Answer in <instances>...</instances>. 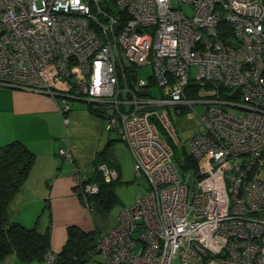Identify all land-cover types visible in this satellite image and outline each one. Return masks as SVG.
Masks as SVG:
<instances>
[{"label": "built area", "instance_id": "1", "mask_svg": "<svg viewBox=\"0 0 264 264\" xmlns=\"http://www.w3.org/2000/svg\"><path fill=\"white\" fill-rule=\"evenodd\" d=\"M0 88L61 99L65 124L84 100L126 144L147 188L99 235L104 264H264V0H0ZM194 103L197 177L167 141ZM72 178L84 201L99 189Z\"/></svg>", "mask_w": 264, "mask_h": 264}, {"label": "rangeland", "instance_id": "2", "mask_svg": "<svg viewBox=\"0 0 264 264\" xmlns=\"http://www.w3.org/2000/svg\"><path fill=\"white\" fill-rule=\"evenodd\" d=\"M183 9L188 14L191 12L186 4H183ZM151 71L150 65L141 66L140 76L147 79ZM194 72L195 67L192 66L191 73L194 74ZM207 90L206 87H199L194 96H189L191 98H203ZM55 99L62 106L61 99ZM69 105L68 124L63 122V116L59 112V116L49 115L47 125L25 119L22 121V124L20 122L15 123L17 125L16 128L11 129H14V133L23 137L28 136V134L31 135V133L36 134L35 132H38L37 134H40V137L46 136L51 141V145L56 152L59 147L68 146L72 153L73 163L65 160L57 153L56 159L58 165H72L74 168H78L81 174H92L94 172L93 158L95 152L105 147L108 149V162L113 161L116 164V168L114 169L116 170L114 180L118 178L115 180L114 186L116 200L113 201L110 208L105 210L93 203L90 208H87L90 213L91 230L103 233L115 224L116 216L120 208L130 204L137 194L144 192L147 181L143 176L135 175L133 160L126 144L118 138L117 132L115 130L108 131L105 129L106 120L104 112H101V115L92 112L89 109V104L84 100L72 99ZM203 107L204 104L202 103H194L193 109L187 108L181 114L175 115L172 118V123L178 136L176 146L186 153H190L191 137L202 129V124L196 113H200ZM189 112L190 114H188ZM9 124L3 121V124H0V132L9 129L11 127ZM29 140L31 148H37L36 143L32 139ZM103 166L104 169L100 168L102 174L105 173V170L109 169L105 164ZM112 179V177L107 175L105 177L106 181ZM85 264H104L102 254L100 252H94ZM171 264H178V261L174 260Z\"/></svg>", "mask_w": 264, "mask_h": 264}, {"label": "crops", "instance_id": "3", "mask_svg": "<svg viewBox=\"0 0 264 264\" xmlns=\"http://www.w3.org/2000/svg\"><path fill=\"white\" fill-rule=\"evenodd\" d=\"M58 105L56 99L35 92L0 89V124L5 121L11 125L0 132V146L18 139L36 157L29 176L10 204L11 219L26 226L37 221L42 231L48 228L50 250L53 253H57L65 243L67 226L77 225L84 230H91L89 210L75 193L72 178L74 167L58 165V151H54L51 141L46 136L40 137L38 132L23 137L11 128H16L15 123L22 124L25 119L47 125L49 115L59 116ZM28 138L36 143L39 150L31 148ZM146 188L147 185L144 190ZM0 264L26 263L15 255H9Z\"/></svg>", "mask_w": 264, "mask_h": 264}, {"label": "trees", "instance_id": "4", "mask_svg": "<svg viewBox=\"0 0 264 264\" xmlns=\"http://www.w3.org/2000/svg\"><path fill=\"white\" fill-rule=\"evenodd\" d=\"M198 88L197 85L192 84L187 93L194 96ZM89 109L101 115L102 111L90 104ZM167 141L173 150V159L178 170L182 174L189 173L197 177L196 161L192 155L178 149L169 137ZM108 155L106 147L97 151L93 158L94 172L90 175L86 174L87 179L85 182L96 183L99 187L98 191L88 195L86 201L81 195L77 194V197L87 208H90L93 203L105 210L110 208L113 201L116 200L114 186L115 180L118 178L106 181V176L102 174L99 167L105 164L107 168L116 172L114 170L116 164L113 161L108 162ZM35 158V153L18 139L0 146V263L7 256L15 255L26 264L35 262H44L45 264L47 252L51 251L48 228L44 231L40 230L37 221L31 226H26L13 221L10 214V204L29 176ZM100 234L95 230H84L77 225L67 226L65 243L57 253H54L56 263L85 264L92 254L97 251V240Z\"/></svg>", "mask_w": 264, "mask_h": 264}, {"label": "water", "instance_id": "5", "mask_svg": "<svg viewBox=\"0 0 264 264\" xmlns=\"http://www.w3.org/2000/svg\"><path fill=\"white\" fill-rule=\"evenodd\" d=\"M141 93H142V94H147V90L143 89V90L141 91ZM192 184H193V177H191L190 180H189V185H192Z\"/></svg>", "mask_w": 264, "mask_h": 264}]
</instances>
